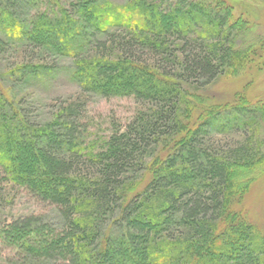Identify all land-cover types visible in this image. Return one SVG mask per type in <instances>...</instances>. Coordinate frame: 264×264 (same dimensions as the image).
Instances as JSON below:
<instances>
[{"label": "trees", "instance_id": "obj_1", "mask_svg": "<svg viewBox=\"0 0 264 264\" xmlns=\"http://www.w3.org/2000/svg\"><path fill=\"white\" fill-rule=\"evenodd\" d=\"M46 2L0 0V45L69 57L84 96L132 97L142 107L102 147H84L78 104L37 123L0 76L3 180L59 216L56 224L32 215L0 229L21 255L17 264H264V232L239 209L264 175V154L210 146L216 131L194 115L202 99L191 95V107L184 89L207 88L249 57L236 50L226 1L113 8L80 0L57 4L52 17L38 13ZM45 70L20 64L9 74L23 90ZM167 142L161 160L155 153Z\"/></svg>", "mask_w": 264, "mask_h": 264}, {"label": "rangeland", "instance_id": "obj_2", "mask_svg": "<svg viewBox=\"0 0 264 264\" xmlns=\"http://www.w3.org/2000/svg\"><path fill=\"white\" fill-rule=\"evenodd\" d=\"M46 1L50 8L41 6L37 12L52 17L49 11H56L57 4L66 8L80 0ZM87 1H94L100 7L106 5L123 8L128 0ZM225 1L237 21L238 32L234 36L237 41L236 50L241 55L244 54V57L247 54L249 57L242 63L237 62L232 68H228L225 75L207 88L195 89L196 87L185 85L184 89L189 94L186 102L192 107L196 102L191 95L201 97L202 102L196 104L194 115H204L202 120L205 124L210 123L206 126L216 131L206 138L210 146L226 152L240 150L242 146H246L253 155H263L264 0ZM120 35L118 34V37ZM0 39L5 41L2 36ZM109 46L108 44L107 49L111 50ZM11 48L0 45V76L5 77L1 78L4 87L10 89L17 99H23L30 116L37 123L50 121L65 106L78 104L81 107L80 131L84 147L94 142L97 148L102 147L116 131L125 130L141 111V103L132 97L104 99L92 95L84 96L80 84L72 77L74 62L69 57H52L31 47L17 51ZM112 50L115 51L114 48ZM20 64H40L51 70L39 72L22 90L18 86L19 83L15 82V79L11 80L10 76L13 69ZM253 107L255 108L251 109ZM169 148V142L164 143L155 154L165 157ZM250 184L239 209L252 224L264 232V175ZM32 215L43 216L53 224L58 222L59 217L56 209L40 202L26 189L5 182L0 172V229L6 223ZM20 256L16 249L7 247L0 239V264H17Z\"/></svg>", "mask_w": 264, "mask_h": 264}]
</instances>
